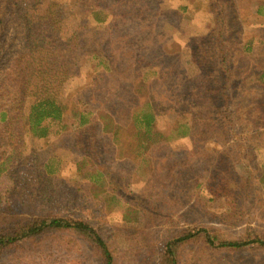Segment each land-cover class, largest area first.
Segmentation results:
<instances>
[{"label": "rangeland", "instance_id": "1", "mask_svg": "<svg viewBox=\"0 0 264 264\" xmlns=\"http://www.w3.org/2000/svg\"><path fill=\"white\" fill-rule=\"evenodd\" d=\"M221 1L40 0L33 20L51 18L55 25L53 71L32 76L20 114L29 115L36 101L49 98L63 108L62 118L43 123L49 131L44 138L22 132L19 123L18 135L5 134L0 142V160L10 159L0 173V208L14 204L15 211L6 221L0 218V229L46 215L82 219L105 239L114 264H156L166 243L184 231L264 241V99L247 91L264 66V15H256L264 0H236L224 14ZM26 2L0 0V18H8L0 23V57L9 63L19 44L8 41L20 36L23 23L11 6ZM220 40L239 81L229 88L227 110L211 108L200 94L202 59L220 55ZM248 42L252 55L242 51ZM107 60L108 69L121 70L124 88L111 83ZM68 61L79 70L71 66V77L64 78ZM12 97L10 87H1L0 107L13 108ZM147 104L167 141L142 151L130 116ZM80 113L109 115L121 125L119 144L96 124L80 130ZM179 122L184 130L176 128ZM97 170L101 179L84 177ZM45 240L0 252V263L60 264L58 251L68 248ZM72 250L79 264L101 262L91 249ZM177 263L264 264V247L226 250L196 241L179 251Z\"/></svg>", "mask_w": 264, "mask_h": 264}, {"label": "trees", "instance_id": "2", "mask_svg": "<svg viewBox=\"0 0 264 264\" xmlns=\"http://www.w3.org/2000/svg\"><path fill=\"white\" fill-rule=\"evenodd\" d=\"M236 0H222L217 4L222 8L219 12L224 14L229 11ZM16 16L20 18L21 23L20 32L16 34L20 36H12L8 41V46H12L14 42H18L19 46L15 47L16 57L11 62H7L8 57H0V88L10 87L14 92V97L11 107V103L5 108L0 107V142L6 141L5 134L9 135V139L16 137L19 133V123H21V131H25L34 137L44 138L48 135L49 131L44 126L45 121H58L62 118V109L55 103L54 100L49 98L40 99L36 101L30 108L29 115L24 114L22 110L20 114L21 105L25 97V91L29 85L32 76L34 74H47L53 71V62L51 59L50 43L53 39L52 28L55 26L51 23V18L36 19L34 11L37 8H41L40 0H28L26 4H17ZM10 7V8H11ZM228 8V9H226ZM231 20L237 21V13L231 9ZM29 13L32 14V19L29 17ZM91 14L101 15L99 11H92ZM257 16L264 15V5L258 6L256 9ZM58 17H62L61 14L57 13ZM8 18H0V23L7 22ZM96 22H103V19L95 18ZM26 24V25H25ZM31 24V25H27ZM2 30V31H1ZM0 30V36L3 33V28ZM5 44V43H4ZM226 44L225 40H220L216 44L218 57L202 59L205 62L204 67L200 68V61L198 57H194L198 61V67L200 68L201 75L203 77L202 82V94L205 100L210 102L211 108L217 110H227L230 106V95L229 88L238 84V80H235L233 75L230 73L234 67V63L231 62V58L226 56V51L223 46ZM237 45V44H236ZM2 43H0L1 49ZM238 46V45H237ZM242 47V51L247 55H252L253 47L250 42L246 43ZM212 53L210 56L215 54L213 47L209 51ZM196 54L197 51H195ZM53 61V62H52ZM64 70L60 75L64 78L71 77V66H76L77 70L79 67L73 64L71 61L63 63ZM111 63L107 60V68H110ZM115 71H111V83L119 84L120 87L124 88L125 79L122 76L121 70L115 68ZM211 70L209 73L208 71ZM49 71V72H48ZM77 74L74 73L73 76ZM5 81L8 82L5 85ZM142 80L141 82H143ZM110 83V84H111ZM250 94L264 99V66L261 67V73L255 77V82L251 83L248 90ZM209 93V94H207ZM145 106H137L131 112V123L134 128L133 137L137 141V147L140 150H145L150 143L157 144L159 141H167V137L156 130L155 128V114L149 104ZM146 108V109H145ZM149 110L145 112V110ZM12 113L14 115H12ZM79 128L84 130L96 124L100 131L104 134L110 135L113 144H119V129L121 136V125L115 123L113 119L106 114H99L98 116L86 113L79 114ZM120 126V127H119ZM179 131L185 129V125L182 122L178 123L176 127ZM22 135V134H21ZM20 135V136H21ZM184 134L181 133V136ZM121 145V144H120ZM7 163H10L8 157H3L0 160V173L6 170ZM95 177L92 175H84L85 178L90 180H98L103 177V172L97 170ZM96 177L98 179H96ZM14 204L4 206L0 208L1 221L8 220L11 218L15 211L13 210ZM1 211H6L1 214ZM5 220V221H6ZM10 222V221H9ZM11 226L0 229V252H10L18 249L21 245L27 243L38 242L39 240L46 239L45 241L53 242L58 247L65 245L69 252L63 253L60 249V264H79L77 262V256L74 254L73 246H77V251L83 249V252H88L89 249L95 251V254L99 256L101 262L99 264H114L115 260L113 254L107 245L105 239L85 220L82 219H70L65 217H58L55 215H49L45 217H39L27 221L26 223H11ZM200 242L203 245H207L217 249L226 250H240L249 245H257L258 247H264V241L260 239H254L250 241H239V240H228L221 239L214 234H210L204 230L184 231L180 235L174 237L168 241L165 245V250L156 264H178V253L185 246L193 242ZM52 248V247H48ZM53 251L47 250L44 253L52 254ZM46 264H52V260H48ZM1 264V263H0ZM92 264V263H88ZM94 264V263H93Z\"/></svg>", "mask_w": 264, "mask_h": 264}]
</instances>
